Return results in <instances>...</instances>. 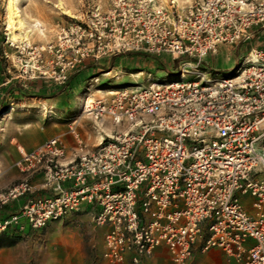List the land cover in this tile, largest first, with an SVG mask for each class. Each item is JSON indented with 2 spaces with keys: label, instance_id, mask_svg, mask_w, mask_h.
I'll list each match as a JSON object with an SVG mask.
<instances>
[{
  "label": "built area",
  "instance_id": "2783aa9c",
  "mask_svg": "<svg viewBox=\"0 0 264 264\" xmlns=\"http://www.w3.org/2000/svg\"><path fill=\"white\" fill-rule=\"evenodd\" d=\"M221 45H243L225 71L206 61ZM45 50L51 60L40 73L57 84L86 60L126 51L168 53L177 66L86 97L82 111L115 126L91 148L72 126L70 157L61 135L17 146L25 177L0 191V206L25 199L0 215V233L41 229L88 204L109 263L127 254L138 263L164 245L182 264L200 242L234 264H264V0H110L61 25L55 44L34 47L38 69ZM36 173L48 193H33Z\"/></svg>",
  "mask_w": 264,
  "mask_h": 264
},
{
  "label": "rangeland",
  "instance_id": "374dc122",
  "mask_svg": "<svg viewBox=\"0 0 264 264\" xmlns=\"http://www.w3.org/2000/svg\"><path fill=\"white\" fill-rule=\"evenodd\" d=\"M161 1L168 6L170 0ZM175 1L179 5L192 2ZM5 3L6 0H0V179L3 177L10 180L15 170L23 173L16 167L14 155L6 150L5 138L8 134L22 129L26 132L31 127L38 129L40 133H46L49 127L56 129L60 124L67 125L66 122L70 121L67 117L79 120L77 128L80 131L91 125L98 127L99 124L82 111V103L86 97L88 100L95 99L120 86L145 83L148 78L165 77L166 73L177 66V62L168 53L152 55L126 51L105 55L97 60H86V67L90 64L94 69H101L89 75L81 74L70 84L71 78L86 68H82L81 64V68L78 67L71 73L64 84H57L40 73V70L49 68L51 55L48 51H43V62L40 63L43 65L38 69L31 50L55 44L61 25L79 21L95 8L105 11L110 0H17L16 6L22 24L16 23V29H7ZM22 46L24 50L21 49ZM242 46L221 45L206 61L220 71L231 69L243 49ZM10 77L12 79L8 84L13 86L11 91L4 89L3 84ZM37 78H40L39 83H43L41 80H51L53 85L60 86L58 89L53 88L55 104L52 108L44 102L37 106L17 103L16 89L23 88L19 79L29 86L35 84ZM7 164V169H4ZM23 175L21 179L25 177L24 173ZM29 180L31 181L30 178ZM20 181L14 178L7 186ZM102 237L103 231L93 219L74 212L37 230L24 224L22 230L11 229L0 233V264H109L102 256Z\"/></svg>",
  "mask_w": 264,
  "mask_h": 264
},
{
  "label": "crops",
  "instance_id": "0c3cea01",
  "mask_svg": "<svg viewBox=\"0 0 264 264\" xmlns=\"http://www.w3.org/2000/svg\"><path fill=\"white\" fill-rule=\"evenodd\" d=\"M87 65L89 66L86 67L85 63L81 65L82 68L84 66L86 68L82 72H78L77 74H75L71 78L70 84H72V81L76 80V78L79 77L81 74L85 73L89 75L93 73L95 70L101 69V68L94 69L90 66V64H87ZM81 66H79V68H81ZM10 79H12V77H10L9 79H6V81L3 82V84L5 85L4 89L8 88L9 91L13 90V86H11V84H8ZM19 80L22 81L20 82L21 84L20 86L23 88L18 89V90L16 89L15 95L17 97L18 104L37 106L41 102H44L48 107L50 108L53 107V104H55V101H53V96H52L53 88L58 89L60 87L59 85H56V84L53 85V81L51 80H49L48 82L41 80L43 83H39L38 81H40V78L39 79L37 78L35 84H31L27 86L26 83L22 79H19ZM40 92L43 94H38V95L36 94ZM67 119L68 120L70 119V121L66 122L68 126L64 123V124H60V126H58L56 129L49 127L47 128L48 131L46 133H40L38 132V129L31 127L26 132L24 129H22V130H17L14 133L8 134L5 138V145L7 147L6 150H10L11 154H13L15 157V158L13 157V159L18 160L20 157V153H19L17 146L23 148L26 151H29L35 148L40 143H42L47 138H50L54 135H61L67 146L66 157H70L73 153V150L76 147V138L70 132L69 130L70 126L76 128V131L79 137L78 139L82 141L87 147H90V148L93 147V145H95L98 142V140L100 139V136L103 133L104 134L110 133L115 128V126L111 123L110 120L103 119L102 122L98 125V127L91 125V127L89 128L84 127L83 130L80 131V128H77V125L79 122L78 119L71 120V118H68V117ZM7 167H8V164L3 168L7 169ZM22 175L23 173H20L19 171L15 170V174L10 178V180H8L7 178L3 179V177H1L0 189L7 188L8 187L7 185L9 184V182L14 178L21 180V178L24 176ZM30 179H31V182L35 185V189L33 191L34 194L48 193L47 191H42V189H40V187L37 186L39 185L42 179L41 173H36V174L31 175ZM24 199H25L24 197H20L7 205L0 206V215L19 209L20 206L23 204ZM242 201L244 202L246 207L250 209L249 199L247 197H243ZM74 213L79 214L82 217L92 219V207L88 204L82 205L80 209L77 211H74ZM98 227L102 231H104V227L102 226H98ZM102 240H103V237H102ZM130 258H131V255L127 254L124 261L120 263H115V264H175L172 261L166 246L164 245L157 246L156 248L152 250L150 254L142 256L138 263H133ZM109 264H112V263H109ZM182 264H234V261L228 258L227 255L221 249L216 248V247H212L206 251H201L200 242H197L192 247L191 254L187 257V259Z\"/></svg>",
  "mask_w": 264,
  "mask_h": 264
},
{
  "label": "bare ground",
  "instance_id": "6f19581e",
  "mask_svg": "<svg viewBox=\"0 0 264 264\" xmlns=\"http://www.w3.org/2000/svg\"><path fill=\"white\" fill-rule=\"evenodd\" d=\"M16 1L17 0H6L5 3V7L7 9V20H6L7 29L8 27L16 29L17 28L16 23L22 24V21L19 19V13H18V8L16 6ZM108 93H112V90L108 91Z\"/></svg>",
  "mask_w": 264,
  "mask_h": 264
}]
</instances>
